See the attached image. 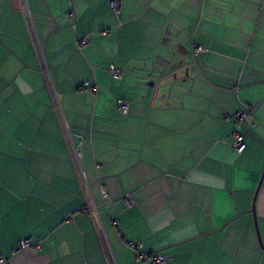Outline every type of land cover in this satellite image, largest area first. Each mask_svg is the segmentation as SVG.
Instances as JSON below:
<instances>
[{
  "label": "crops",
  "instance_id": "obj_1",
  "mask_svg": "<svg viewBox=\"0 0 264 264\" xmlns=\"http://www.w3.org/2000/svg\"><path fill=\"white\" fill-rule=\"evenodd\" d=\"M109 1L28 0L45 76L0 0V264H143L129 241L166 264H264V0ZM248 104L238 154L221 116ZM27 237L40 249L11 254Z\"/></svg>",
  "mask_w": 264,
  "mask_h": 264
},
{
  "label": "built area",
  "instance_id": "obj_2",
  "mask_svg": "<svg viewBox=\"0 0 264 264\" xmlns=\"http://www.w3.org/2000/svg\"><path fill=\"white\" fill-rule=\"evenodd\" d=\"M17 6L20 9L26 28L30 34V37L32 39V43L35 46L36 53L38 56L39 60V66L42 71V73L46 76L47 75V67L46 64L42 58V50L40 47H38L35 44L34 38H35V30H34V23L31 15V10L28 4V0H16ZM109 6L111 7L112 10H118L119 8V1L118 0H110L109 1ZM88 41L87 37L81 38L78 40L79 45L86 44ZM202 48L200 46H193V52H199L201 51ZM106 71L110 73V75L113 78H120L121 75V69L119 67H115L114 65H109L106 68ZM89 86L88 82H83L81 85V88H87ZM91 89H94V87H91ZM51 91V99L53 106L56 110L60 112V107L58 106V99H57V94L55 90H50ZM117 105L119 109L121 110H126L128 107V102H125L121 99L117 100ZM253 114V106L252 105H245L243 109H238L236 110L233 114H222L221 119L224 121H228L231 124H233V131L231 133L232 136V143L231 146L233 149L240 154L243 149H244V135H245V127L248 126H254V122L251 120ZM61 117V122L63 124V127L65 129V132L67 136L69 137L70 143H69V149H70V154L73 162L79 169V173L81 174V177H84L83 171H82V162H81V144L83 142V137L80 136L79 134L73 133L68 125L66 124L65 120ZM77 138L76 141H74V138ZM100 194L102 198L109 202V196H108V191L107 188L104 184H100ZM125 202L128 205H131L134 203V200L130 194H127L124 197ZM115 223V222H113ZM127 244L133 249L135 253V258L139 261H141L143 264H166L167 263V258L160 252L158 251H148L142 248V245L138 242L134 241H129ZM27 248H33V249H40V242H33L30 238H22L19 240L17 247L14 248L11 252V254H17L24 249ZM7 258H2L0 257V263L6 261Z\"/></svg>",
  "mask_w": 264,
  "mask_h": 264
},
{
  "label": "water",
  "instance_id": "obj_3",
  "mask_svg": "<svg viewBox=\"0 0 264 264\" xmlns=\"http://www.w3.org/2000/svg\"><path fill=\"white\" fill-rule=\"evenodd\" d=\"M259 185H260V184H259ZM259 185H258V187H257V190H258V188H259ZM257 190H256V192H257ZM252 212H254V207H252ZM260 245H261L262 248H264V245H262L261 242H260Z\"/></svg>",
  "mask_w": 264,
  "mask_h": 264
}]
</instances>
